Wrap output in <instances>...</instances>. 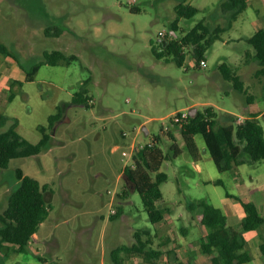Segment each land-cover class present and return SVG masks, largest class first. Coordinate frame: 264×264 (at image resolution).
I'll use <instances>...</instances> for the list:
<instances>
[{
	"label": "rangeland",
	"instance_id": "obj_1",
	"mask_svg": "<svg viewBox=\"0 0 264 264\" xmlns=\"http://www.w3.org/2000/svg\"><path fill=\"white\" fill-rule=\"evenodd\" d=\"M179 2L200 9L180 21V34L201 20L213 28L228 24L222 0H0V43L12 53L0 51V113L16 119L18 131L32 142L44 131L50 135L40 153L0 168V210L19 182L17 168L48 185L50 203L28 250L6 244L0 247V264H115L112 251L118 247H124L121 264H211L201 249L205 227L189 203L207 200L238 227L245 211L227 191L256 202L264 213V159L220 171L203 135H195L196 160L172 122L208 105L217 111L218 125L230 121V112L239 121L264 112V75L256 74L260 64L247 41L264 26V0H248L207 51L206 66L192 52L179 65L173 55L158 59L152 51L170 30ZM53 50L77 58L43 63L34 80H25L26 71ZM223 61L241 76L252 102L224 78ZM81 88L88 89L87 103L73 101ZM59 108L62 116L52 125L49 116ZM257 119L264 125V113ZM169 129L182 147L177 156ZM155 137L165 154L161 171L168 173L158 200L165 217L157 223L124 172L137 149ZM137 232L147 240L145 253L128 249ZM245 237L252 254L247 264H264L259 249L264 225L245 231Z\"/></svg>",
	"mask_w": 264,
	"mask_h": 264
},
{
	"label": "trees",
	"instance_id": "obj_2",
	"mask_svg": "<svg viewBox=\"0 0 264 264\" xmlns=\"http://www.w3.org/2000/svg\"><path fill=\"white\" fill-rule=\"evenodd\" d=\"M221 7L229 19L227 26L217 25L213 28L201 20L180 34V21L193 17L200 9L191 3L179 2L175 7L176 17L170 23V30L161 36L160 46H152L154 55L158 59H169V56L173 55L179 65L186 62L191 52L198 64L202 59H206V53L213 43L222 37L228 27L233 26V21L248 7V0H222ZM132 10L138 8L133 6ZM51 30V27H48L46 32L52 34ZM60 33L61 29L56 30V35ZM247 41L253 46L254 57L260 64L256 74L264 75V27L257 29ZM0 51L12 54L3 43H0ZM44 57L43 62H36L26 71L25 80H34L43 63H69L77 58V55L68 56L61 50H53L45 51ZM219 68L224 78L233 82L239 91L247 93L248 101L252 102L253 95L248 93L241 76L232 66L223 61ZM89 98L88 89L81 88L74 94L73 101L87 103ZM61 111L59 108L49 116L52 125L61 118ZM181 115L182 113L176 116ZM176 116L172 122L180 126L184 146L196 160L200 157V151L195 135L199 133L203 135L206 149L220 171L264 159V125L257 119V115L239 121V117L230 112L227 115L230 121L218 125L217 111L213 105H208L203 109L198 108L193 114L188 113L185 118L176 120ZM7 124V128L0 131V168H7L13 158L40 153L50 140V135L42 127L43 137L37 142L30 141L18 131L16 119L0 113V127ZM167 135L173 140L172 154L177 156L182 147L176 141L172 130H167ZM159 140L160 137H155L151 143L138 148L133 155L132 164L127 165L124 170L127 179L140 193L149 218L154 223L162 221L165 217V208L158 204V200L163 197L161 184L168 179V173L161 171L165 154ZM16 177L19 182L8 196L7 206L0 210V247L11 244L15 246L16 251L25 252L39 225L49 215L50 203L45 198L48 185L25 174L21 168H17ZM215 182L220 183L219 180ZM226 195L238 200L244 208L245 214L240 227L230 224L223 209L207 200L189 203L190 209L198 212L200 222L205 227V234L201 237V249L211 264H247L251 261L252 254L247 249L245 231L263 226L264 213L254 201L245 200L229 191ZM136 237L137 242L128 249L135 253H145L147 240L142 239L140 232H137ZM123 248L118 247L112 251L115 264H121L118 254ZM259 249L264 254V239L259 243ZM152 254L157 256L160 252L153 250Z\"/></svg>",
	"mask_w": 264,
	"mask_h": 264
},
{
	"label": "built area",
	"instance_id": "obj_3",
	"mask_svg": "<svg viewBox=\"0 0 264 264\" xmlns=\"http://www.w3.org/2000/svg\"><path fill=\"white\" fill-rule=\"evenodd\" d=\"M200 64L202 65V66H206L207 65V61H206V59H202L201 61H200ZM188 111H185V112H183L182 113V115L181 116H176V120H179L180 118H185V117H187V115H188ZM151 143V142H150ZM143 146V145H142ZM141 146V147H142Z\"/></svg>",
	"mask_w": 264,
	"mask_h": 264
},
{
	"label": "water",
	"instance_id": "obj_4",
	"mask_svg": "<svg viewBox=\"0 0 264 264\" xmlns=\"http://www.w3.org/2000/svg\"><path fill=\"white\" fill-rule=\"evenodd\" d=\"M196 110H197V108H196V107H193V108H191V109L189 110V113H190V114H193ZM145 129H146V132L149 133V130H148L146 127H145Z\"/></svg>",
	"mask_w": 264,
	"mask_h": 264
},
{
	"label": "crops",
	"instance_id": "obj_5",
	"mask_svg": "<svg viewBox=\"0 0 264 264\" xmlns=\"http://www.w3.org/2000/svg\"><path fill=\"white\" fill-rule=\"evenodd\" d=\"M261 27H264V26H258L257 29H259V28H261ZM257 29H256V30H257ZM231 113H232V112H231ZM263 113H264V112L258 114L257 117L259 118L261 115H263ZM233 114H234V113H233ZM239 116H241V115H239ZM250 116H251V115H250ZM241 117H242V116H241ZM244 117L247 118V117H249V116H244ZM245 118H244V119H245ZM182 142H183V140H182Z\"/></svg>",
	"mask_w": 264,
	"mask_h": 264
}]
</instances>
